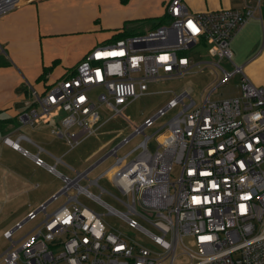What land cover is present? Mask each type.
I'll use <instances>...</instances> for the list:
<instances>
[{
    "label": "built area",
    "instance_id": "1",
    "mask_svg": "<svg viewBox=\"0 0 264 264\" xmlns=\"http://www.w3.org/2000/svg\"><path fill=\"white\" fill-rule=\"evenodd\" d=\"M36 1L0 0V16ZM259 1L245 0L243 10L193 13L183 0H170L167 24L97 46L49 88L28 89L29 104L34 108L21 117L23 123H47L62 111L65 116L60 128L52 134L64 139L72 150L107 122L97 124L102 105L115 116L122 115L129 102L144 95L150 84L202 71L206 63H195L186 51L203 45L208 55L217 59L210 65L221 72L215 84L200 94L199 104L191 98L193 90L186 89L153 118L134 127L101 159L83 171H74L72 178L60 175L4 137L2 143L30 157L37 167L59 175L62 187L2 234L9 243L0 258L2 264H173L178 249L189 257L190 264H264V89L253 85L240 68L227 72L219 64L231 60L230 43L255 18ZM190 25L198 31L193 32ZM236 75L240 95L213 101L211 95ZM178 104L182 110L155 137L156 147L150 151L151 137L144 135V130ZM138 135L144 139L118 157V150ZM110 156L115 161L104 175L111 174L114 186L129 198L126 203L119 200L126 213L101 200V194L106 193L97 184L102 176L91 181L87 178ZM175 165L180 173L171 181ZM82 180H87V186L80 185ZM90 187L98 188L100 195H92ZM81 195L105 207L108 215L122 218L128 229L142 232L155 249L106 225L103 215L78 201ZM61 197L65 202L47 213L48 206ZM40 215L39 223L14 239L15 233ZM184 238L192 239L193 249L183 245Z\"/></svg>",
    "mask_w": 264,
    "mask_h": 264
},
{
    "label": "crops",
    "instance_id": "2",
    "mask_svg": "<svg viewBox=\"0 0 264 264\" xmlns=\"http://www.w3.org/2000/svg\"><path fill=\"white\" fill-rule=\"evenodd\" d=\"M169 1L38 0L0 16V213L6 215L0 236L58 193L62 182L59 175L37 167L30 157L2 143L4 137L60 175L69 177L58 170L59 165L77 171L63 162L65 153L56 149L60 144L68 147L64 139L52 134L60 121L49 120L42 126L23 123L21 117L34 108L29 104L28 87L43 91L95 47L153 31L167 19ZM183 1L193 13L243 10L245 4V0ZM230 49L231 60L226 61L231 71L224 70L240 68L253 85L264 89V0L259 1L255 18L233 37ZM188 56L195 61L194 55ZM18 156L28 164L19 163Z\"/></svg>",
    "mask_w": 264,
    "mask_h": 264
},
{
    "label": "rangeland",
    "instance_id": "3",
    "mask_svg": "<svg viewBox=\"0 0 264 264\" xmlns=\"http://www.w3.org/2000/svg\"><path fill=\"white\" fill-rule=\"evenodd\" d=\"M167 20V19H166ZM161 22L162 24H167V21ZM149 31H145L148 33ZM187 55H194V62L206 63L204 69L200 72H192L183 76L162 79L158 82L152 83L149 85L148 91L138 97L135 100L129 102V104L122 111V115H114L113 110H109L108 107L102 105L98 109L100 116V121L97 124L107 122L97 131L95 135H92L84 139L78 146L72 150H68L66 145L60 144L56 149L65 153L63 156V162L70 167L76 169L78 172L84 170L86 167H90L96 161L101 159L106 153H108L112 148L119 145L123 138L128 137L133 131L134 127L142 126L143 122L148 118H153L158 110L164 109L167 106V103L174 99L175 96L181 95L188 88L193 90L192 99L199 104L202 94L206 89L210 88L215 84L217 79L220 78L221 72L219 69H213L210 63H213L214 60L208 55L206 48L203 45H198L195 48L186 51ZM220 66L227 70L231 71L230 66L226 60H222ZM245 75V74H244ZM246 76V75H245ZM239 77L234 76L229 82L218 89L211 95L213 101H219L223 99H231L238 97L240 91L238 88ZM30 86L28 87V89ZM97 92H101L98 90ZM29 100H32L31 96L28 95ZM189 100L185 99L184 104H188ZM182 110V105L178 104V107L172 110L167 111L162 117H159L155 122L153 127L147 128L144 130V135L150 136L148 142V149L154 151L155 149V137L159 135L163 128H165L167 122L177 115ZM65 113L58 110L57 115H52L50 117L51 122H59ZM52 123V124H53ZM41 125L42 123H36V126ZM144 135H138L131 139V141L120 148L117 152L118 157L123 156L128 151L133 149L140 141L144 139ZM135 155V154H134ZM133 155V156H134ZM132 156V157H133ZM17 161L22 165H27L28 160L24 159L21 156ZM115 158L110 156L105 159L102 163L96 166L87 176L88 180H98V186L106 191V193L101 194V200L111 208L115 209L119 213H126L127 208L119 202L122 201L126 203L130 201L129 198L123 196L120 191L114 186L111 181V174L104 175V173L111 167L114 163ZM58 170L64 171L68 174L69 177H74L75 173L59 165ZM180 173V167L175 165L173 167V172L171 175V181H174L178 178ZM87 180H82L80 185L82 187L87 186ZM62 187V182H61ZM89 192L94 195H100V191L96 187H90ZM74 190L70 191V194L73 195ZM78 201L90 209L91 211L103 215L102 219L104 223L111 228H114L118 232L124 235H131L141 244L145 245L148 248L155 249V245L146 237L142 232L137 230H130L127 228L126 223L119 216L108 215V210L105 207L100 206L93 200L85 196H79ZM65 202V198L61 197L55 203H52L47 208V213H52L56 208L62 205ZM43 216H39L35 222L26 224L23 229L14 234V239L20 238L25 233H27L32 227H34L38 221L42 220ZM138 223L151 231H154L151 226L140 218H135ZM6 220L5 213H0V235L2 231V225ZM183 245L188 249H193V242L191 238H184ZM9 243H7L2 236H0V258L2 254L8 249ZM0 264H2L0 260ZM173 264H190L189 257L184 254L180 249H178L175 260Z\"/></svg>",
    "mask_w": 264,
    "mask_h": 264
},
{
    "label": "snow or ice",
    "instance_id": "4",
    "mask_svg": "<svg viewBox=\"0 0 264 264\" xmlns=\"http://www.w3.org/2000/svg\"><path fill=\"white\" fill-rule=\"evenodd\" d=\"M191 27H192V30H193V32H196V31H198V29L194 26V25H190ZM246 199L248 198V197H245ZM195 202H197V203H199V201L197 200V201H195ZM243 207V206H242Z\"/></svg>",
    "mask_w": 264,
    "mask_h": 264
},
{
    "label": "trees",
    "instance_id": "5",
    "mask_svg": "<svg viewBox=\"0 0 264 264\" xmlns=\"http://www.w3.org/2000/svg\"><path fill=\"white\" fill-rule=\"evenodd\" d=\"M52 85H53V84H51L50 86H52ZM50 86H49V87H50ZM49 87H47V88H49ZM47 88H45V89H47Z\"/></svg>",
    "mask_w": 264,
    "mask_h": 264
}]
</instances>
